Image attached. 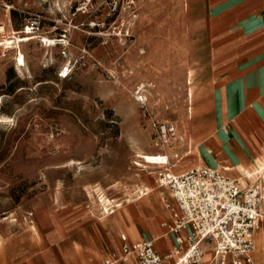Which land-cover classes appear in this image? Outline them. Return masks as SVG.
<instances>
[{"label":"crops","instance_id":"1","mask_svg":"<svg viewBox=\"0 0 264 264\" xmlns=\"http://www.w3.org/2000/svg\"><path fill=\"white\" fill-rule=\"evenodd\" d=\"M199 1L205 11L201 17L166 20L147 30L144 50L165 55L160 69L145 77L135 73L120 76L122 82L98 83L95 96L113 111L108 121L120 127L114 138L107 137L113 134L108 130L96 137L103 140L99 164L91 163L90 152L75 151L77 134H85L78 123L60 118L67 136L58 141L50 157L43 189L29 209L17 208L0 216V264H103L106 260L139 264L136 254L124 258L122 245L142 240L154 241L156 250L168 255L165 264L174 261L179 255L176 237L186 240L192 228L170 229L177 202L169 187L156 180L162 167L145 159H141L144 165L138 164V151L167 155L163 169L175 174L197 165L219 167L243 187L262 185L264 200V172L247 176L264 159V0ZM51 7L43 8L51 21L43 29L48 34L62 27ZM9 26L14 31L23 29ZM50 49L40 53H31L28 46L23 49L27 63L18 65V71L32 79L21 78V88L29 81L40 87L58 80L61 56L56 48ZM134 52L130 54L137 69ZM140 80L158 85L157 117L175 126V137L153 136L156 129L151 120L141 125L138 103L129 92ZM190 88L192 97L187 95ZM42 98L48 101L47 95ZM36 99L31 95L7 116H20ZM48 118L45 121L50 122ZM49 130L44 134H50ZM123 150L129 155L121 174ZM260 230L254 233L256 247ZM213 245L205 241V253ZM255 250L253 264L264 260Z\"/></svg>","mask_w":264,"mask_h":264},{"label":"rangeland","instance_id":"2","mask_svg":"<svg viewBox=\"0 0 264 264\" xmlns=\"http://www.w3.org/2000/svg\"><path fill=\"white\" fill-rule=\"evenodd\" d=\"M184 2L157 0L154 8L149 11L144 0H0V116L14 114L18 105L25 104L31 95L38 100L27 111L22 110L19 118L8 117L10 120L0 122V216L17 208L29 209L34 196L43 189L42 179L51 161L50 157L58 149V141H64V136H67L63 134L64 121L60 118H72L85 132L84 135L77 134L75 151L83 154L90 152L93 155L91 163H100L99 152L103 140L96 137L108 130L113 134L107 137L114 138L120 127L117 123L108 121L113 117V111L95 96L98 83H110L115 79L122 82L120 76L128 78L131 75L128 69H134V59L130 54L134 50L137 64L143 62L142 72L138 74L140 77L160 69L165 55L157 50L151 52L149 57L142 58L141 55L145 54L140 52L144 50L142 43H145L147 30H154L156 25L166 20L176 21L204 15L201 1L188 0V4H183ZM45 7L53 8L62 24L52 34L43 30L51 25L43 10ZM33 15L42 16L38 33L33 36H24L23 29L14 31L9 26L11 24L19 29L24 28ZM76 32L80 35L75 36ZM63 33H67L66 39L70 41L66 46L68 57L62 54L63 47L60 43L63 44V41L56 40ZM15 36L30 39L25 40L26 42H13L9 44L12 47H8L4 39H15ZM46 37H51L54 43H49ZM176 41L180 43L179 38ZM27 46L31 53H40L41 50L44 52V49L50 47V52H53V48L57 49L61 56L59 68L56 67L58 80L41 85L43 87H34L29 81V85L21 88V84H24L21 78H32L18 71L16 50L27 63L23 50ZM70 60L71 64L68 63ZM63 66L72 68L66 77L59 75ZM134 88H130L129 92ZM6 91L15 92L5 97ZM43 95H47L48 101L43 100ZM156 97L159 99L157 93ZM157 99L153 97L152 101L149 98L145 103L137 102L142 126L146 125L147 120L152 121L151 126L153 121L163 122L157 117L160 110ZM47 115L50 122L45 121ZM153 128L156 129L153 136L161 135L157 127ZM48 129L50 134H44ZM94 136L95 139H92ZM128 155L127 150L121 151V174L124 163L128 162ZM261 228H264V222ZM208 244L209 247L212 246V243ZM257 248L258 242L256 250Z\"/></svg>","mask_w":264,"mask_h":264},{"label":"built area","instance_id":"3","mask_svg":"<svg viewBox=\"0 0 264 264\" xmlns=\"http://www.w3.org/2000/svg\"><path fill=\"white\" fill-rule=\"evenodd\" d=\"M41 21L40 15L30 16L22 34L33 36L38 33ZM67 37V33H63L56 38L63 41L60 44L65 57H68L66 46L70 42ZM127 40L124 41L126 44ZM11 41H15L14 37ZM66 68L68 73L72 71V68L63 66L60 76L65 77ZM153 126L162 136H176L172 123L154 121ZM156 180L158 184L169 187L177 202L178 210L173 211L175 221L170 229L178 232L187 226L192 228L186 240L179 235L176 237L175 252L179 255L168 264H253L254 233L264 222V214L260 211L262 185L243 187L221 168L209 165H197L179 174L160 169ZM164 225L168 226V223L164 222ZM123 238L126 240L125 236ZM207 240L214 242L216 257L205 262L203 244ZM122 251L124 258L136 254L139 264H165L168 257L156 250L152 240L125 241ZM110 263L106 260L103 264Z\"/></svg>","mask_w":264,"mask_h":264},{"label":"bare ground","instance_id":"4","mask_svg":"<svg viewBox=\"0 0 264 264\" xmlns=\"http://www.w3.org/2000/svg\"><path fill=\"white\" fill-rule=\"evenodd\" d=\"M185 2L183 4H185L187 2V0H184ZM157 0H144V3H145V7L147 8V10H152V8H154L155 4H156ZM180 12L181 9H180ZM136 17V16H135ZM16 38L14 39L15 41H11L9 38H5L4 39V43H6L8 45V47H12V45H9V44H12L13 42H16V41H25V40H28L30 39V37H22V36H15ZM37 37V36H36ZM42 37V36H41ZM148 37V35H147ZM46 40L49 42V43H52L53 42V39L51 37H46ZM147 40V39H146ZM60 42V41H59ZM58 42V43H59ZM54 43V42H53ZM57 43V44H58ZM47 45V44H46ZM141 53H145L144 55H141L142 58H145V57H149L151 55V51H147L146 50H142L140 51ZM16 61H17V66H22L25 64L24 62V59L21 55V53L19 51L16 50ZM141 63L143 62H140L139 64H137V69H128V71L130 72V74L133 76L135 73L139 74V72H142V69H141ZM148 68V67H147ZM68 68H66L65 70V77L68 76ZM192 71L190 70L189 71V74H188V82H191V79H192ZM131 97L132 99L137 103H145L149 100V96L150 94L153 95V97L155 99H157L156 97V93L158 94L159 96V88L157 86V84L153 81H139L137 84H136V87L134 88V90L132 89L131 90ZM192 88L189 89V92H188V97H192ZM151 95V96H152ZM159 100V99H157ZM7 120H10L8 119V117L6 116H0V122H3V121H7ZM203 150V148H202ZM206 155V154H205ZM202 156V155H201ZM209 156V155H208ZM141 159H145L147 160L148 162H151V164H157L159 165L160 167H163L165 166L168 161H169V158L167 155H163V154H157V155H150V154H146V153H143L141 151H138L137 152V160L136 162L138 164H143V162H141ZM234 165H235V162H233ZM144 165V164H143ZM256 165V164H255ZM255 167V166H254ZM245 172V171H244ZM264 172V159L261 160V162L255 167L254 169V172H248L247 173V176H252L256 173H262ZM240 174V173H239ZM264 174V173H263ZM146 191V190H145ZM143 193H144V190H143ZM262 198H263V194H262ZM262 211L264 212V200H262ZM262 226V225H261ZM260 228V232H259V235H258V238H257V242H258V248L257 251L259 254H263V259H264V228ZM258 229V230H259ZM256 247V245H255ZM204 257L205 258H208V257H211L212 260L215 259L216 257V254H215V251H214V248L213 249H209L206 251V253L204 254ZM262 258V257H261ZM204 260V259H203ZM205 261V260H204ZM258 264H264V260L262 262H259Z\"/></svg>","mask_w":264,"mask_h":264},{"label":"trees","instance_id":"5","mask_svg":"<svg viewBox=\"0 0 264 264\" xmlns=\"http://www.w3.org/2000/svg\"><path fill=\"white\" fill-rule=\"evenodd\" d=\"M13 92H15V91H13ZM13 92H9V91H6V93L5 94H13ZM9 96H11V95H9ZM9 115V114H8ZM11 115V114H10Z\"/></svg>","mask_w":264,"mask_h":264}]
</instances>
